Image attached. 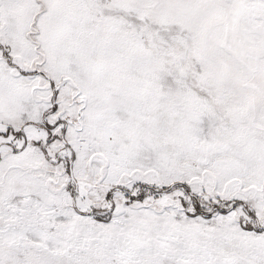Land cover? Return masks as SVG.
<instances>
[{
    "label": "snow or ice",
    "instance_id": "obj_1",
    "mask_svg": "<svg viewBox=\"0 0 264 264\" xmlns=\"http://www.w3.org/2000/svg\"><path fill=\"white\" fill-rule=\"evenodd\" d=\"M0 264H264V0H0Z\"/></svg>",
    "mask_w": 264,
    "mask_h": 264
}]
</instances>
